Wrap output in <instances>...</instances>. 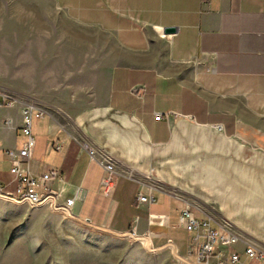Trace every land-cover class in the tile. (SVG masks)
<instances>
[{"label": "crops", "instance_id": "0c3cea01", "mask_svg": "<svg viewBox=\"0 0 264 264\" xmlns=\"http://www.w3.org/2000/svg\"><path fill=\"white\" fill-rule=\"evenodd\" d=\"M0 48V88L56 111L33 119L21 168L58 169L45 186L74 198L75 217L149 234L138 241L155 248L171 240L194 262L192 233L178 222L189 203L196 218L241 234L224 252L247 264L246 243L264 249V0H0ZM21 125V104L0 106L8 191L7 150L22 147ZM81 140L108 151L119 171L151 175L153 200L139 202L140 185L125 177L104 195L103 169Z\"/></svg>", "mask_w": 264, "mask_h": 264}, {"label": "built area", "instance_id": "2783aa9c", "mask_svg": "<svg viewBox=\"0 0 264 264\" xmlns=\"http://www.w3.org/2000/svg\"><path fill=\"white\" fill-rule=\"evenodd\" d=\"M12 104H21V130L25 137V141L21 148L7 150L11 162L10 172L15 180V188L13 191H8L0 184V199L14 204H24L31 208L41 207L52 214L62 213L66 219L79 223L80 219L75 217L71 211L74 198L61 200L58 192L48 189L45 186L46 181L50 178H60L58 169L50 168L39 176H32L21 168V163L30 158L31 151L35 144L31 131L33 119L40 118L45 114L53 116L56 111L43 102L23 98L8 89L0 88V106H10ZM161 117L162 115L159 113L155 116L156 119ZM6 123H8V121H6ZM79 145L82 150L87 152L91 160L96 161L102 167L104 176L101 178V186L104 195L111 196L118 179L120 177H125L138 182L140 185L137 194V200L139 202H149L153 200L152 197L144 191V189H147L148 192L151 193L153 189L158 188L157 183L154 182L151 175H141L131 168L119 171L115 159L108 151L102 148L92 147L84 140H81ZM51 147L59 150L61 148V142L56 141ZM178 222L187 232L192 233L191 240L194 245L192 251L194 254V262H192V264H244L240 260V253L236 250H232L231 252H224L221 250V247H231L243 240L241 234H239L228 221L220 220L218 222H213V218L209 215L203 218H196L191 205L187 203L179 213ZM108 231V234L111 236L128 237L132 240H149V234L138 235L134 230H130L123 234L111 230ZM170 243L173 244L171 240H168L164 246ZM157 249L158 248L152 245L149 247L151 251ZM165 249L170 250L169 247ZM243 254L248 259H255L261 264H264V249L254 244L246 243Z\"/></svg>", "mask_w": 264, "mask_h": 264}, {"label": "rangeland", "instance_id": "374dc122", "mask_svg": "<svg viewBox=\"0 0 264 264\" xmlns=\"http://www.w3.org/2000/svg\"><path fill=\"white\" fill-rule=\"evenodd\" d=\"M80 225L61 213L0 199V264H183L170 253L158 257L169 249L151 251L139 239Z\"/></svg>", "mask_w": 264, "mask_h": 264}, {"label": "water", "instance_id": "95a60500", "mask_svg": "<svg viewBox=\"0 0 264 264\" xmlns=\"http://www.w3.org/2000/svg\"><path fill=\"white\" fill-rule=\"evenodd\" d=\"M175 31V28L174 27H166L164 28V33H173ZM80 224L86 226V227H89L91 229H94V230H98V231H101V232H109L108 230H105L103 228H99L95 225H91L87 222H84V221H81L79 222ZM166 247H169L170 248V254L171 256L176 259L177 261L183 263V264H192V262H190L189 260H187L186 258H184L183 256L179 255L177 252H176V249L174 247L173 244H167L166 246H162L160 248H158L157 250H162V249H165Z\"/></svg>", "mask_w": 264, "mask_h": 264}, {"label": "bare ground", "instance_id": "6f19581e", "mask_svg": "<svg viewBox=\"0 0 264 264\" xmlns=\"http://www.w3.org/2000/svg\"><path fill=\"white\" fill-rule=\"evenodd\" d=\"M61 214H62V213H61ZM63 215H64V214H63ZM146 245H147L148 248L151 246V244H150V242H148V240H147V242H146Z\"/></svg>", "mask_w": 264, "mask_h": 264}]
</instances>
